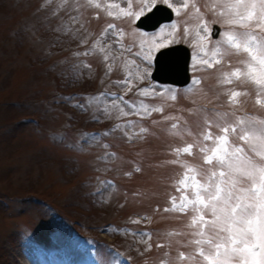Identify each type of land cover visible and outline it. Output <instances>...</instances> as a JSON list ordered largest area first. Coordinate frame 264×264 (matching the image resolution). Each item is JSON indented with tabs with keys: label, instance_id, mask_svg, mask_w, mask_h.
<instances>
[{
	"label": "rangeland",
	"instance_id": "1",
	"mask_svg": "<svg viewBox=\"0 0 264 264\" xmlns=\"http://www.w3.org/2000/svg\"><path fill=\"white\" fill-rule=\"evenodd\" d=\"M128 2L0 0V264H28L25 252L34 251L30 245L43 247L40 241L71 251L75 247L72 226L116 244L137 264H161L165 253H169L170 264H176L173 258L178 251H190L182 246L189 237L167 236L187 231L184 225L189 217L164 209L171 207V196H180L174 184L183 169L171 163L176 159L173 149L186 146L191 137L185 135L181 140L170 135L176 121L164 117H182L181 128L197 132L199 117L192 114L195 109L226 110V106L217 105L215 97L221 92L217 75L229 69L224 64L202 68L194 56L190 74L201 80L194 92L188 91L192 84L187 89L166 92L155 88L140 93V89H147L137 87V73L144 64L137 66L134 59L143 60L147 54L149 44L145 41L153 36L158 42L171 39L167 31L177 23L179 31L172 42H185L198 52L194 34L187 39L183 35L186 20L192 33L195 13L190 5L191 18L184 10L179 16L173 12L171 22L145 32L135 27V17H125L119 9L108 7L109 3H119L134 13L139 10V0H130V9ZM169 2L175 8L180 0ZM96 3L101 7L96 8ZM162 27H166L164 37L159 36ZM216 39L219 36L212 37ZM136 52L141 55L136 56ZM230 59L234 66L236 58ZM129 73L131 85L117 83ZM225 87L244 90L246 86ZM103 89L118 90L125 96L130 93L138 100L129 97L123 103L119 96L104 94ZM64 92L73 93L65 99ZM172 93L177 96L175 101L169 98ZM240 99L248 107L239 114L264 118V108L255 103L254 93ZM142 102L149 109L164 110L142 115ZM20 117L29 119L19 121ZM141 127L149 130L142 134L143 139L135 135ZM86 129L101 134L88 135ZM125 132L134 138L129 139ZM181 159L200 163L195 149L193 156L184 154ZM108 179L117 183L108 184ZM110 221L145 228L151 240L146 236L144 240L151 249L145 250L142 234L98 229V224L103 227ZM83 235L76 234L74 239L85 240ZM158 244L164 247L158 248ZM94 255L99 253L89 256ZM101 256L109 264L111 257L105 252Z\"/></svg>",
	"mask_w": 264,
	"mask_h": 264
},
{
	"label": "snow or ice",
	"instance_id": "2",
	"mask_svg": "<svg viewBox=\"0 0 264 264\" xmlns=\"http://www.w3.org/2000/svg\"><path fill=\"white\" fill-rule=\"evenodd\" d=\"M158 2L166 4L177 16L182 10L186 11L189 18L192 17V12L188 11L191 5L196 23L190 33L186 20L183 35L187 39L194 34L193 43L199 50L197 63L208 69L224 64L229 69L218 73L217 85L221 92L215 97H226V110L195 109L192 114L199 117L197 132L193 133L187 126L181 128L182 117H164L165 120L176 121L171 124L170 135L181 140L185 135L191 137L186 146L173 149L176 159L171 161L183 169L174 184L180 196H171V207L164 211L187 215L189 220L184 225L187 231L169 232L167 236L189 237L182 246L190 249L187 253L178 251L173 259L176 264H264V118L239 114L242 111L240 97H248L251 93L255 94V103L264 108V0H180L175 8L169 0H139L140 7L135 13L119 3H109L108 7L119 9L125 17L139 19ZM91 3L92 0H87V4ZM95 7L100 8L101 5L96 3ZM131 7L129 0L128 8ZM108 15L112 16L113 12L109 11ZM216 25L221 29L219 32H214ZM113 27L109 25V28ZM166 27L160 29V37L165 36ZM170 27L172 31H167V37L171 39L158 42L153 36L150 41H145L149 47L147 54L142 56L143 60L150 64L151 53L172 42L179 28L177 23ZM214 34L219 39L213 41ZM135 55L140 56L141 53L136 52ZM233 57L236 58L234 66L230 59ZM104 59L107 60L108 56ZM148 75L149 69L144 68L137 73V78L142 81ZM117 83L131 85V73ZM200 83V78H193V88L188 91L194 92ZM233 84L250 86V90L248 87L244 90L225 87ZM139 91L145 93L149 90ZM169 98L175 101L177 96L172 93ZM76 107L83 108L84 105L77 104ZM163 110V107L149 109L141 103L142 115L150 116L152 112ZM120 111L128 115L122 109ZM184 123L187 125L186 121ZM148 131L141 127L135 135L143 139L142 134ZM124 135L134 138L128 132ZM193 149L200 163L181 159L184 154L193 156ZM145 236L151 240V234L141 235L148 251L151 244L144 240ZM157 247L164 245L158 244ZM165 257L161 264H170L169 253H165Z\"/></svg>",
	"mask_w": 264,
	"mask_h": 264
},
{
	"label": "water",
	"instance_id": "3",
	"mask_svg": "<svg viewBox=\"0 0 264 264\" xmlns=\"http://www.w3.org/2000/svg\"><path fill=\"white\" fill-rule=\"evenodd\" d=\"M160 18H156L155 19V22L158 21ZM185 60H186V55L183 56V59L181 60V65L182 66V71H184V66H185ZM180 72V71H179ZM162 79H169V80H172V81H176V82H181L180 80L178 79H175L173 77H170V76H164V77H160Z\"/></svg>",
	"mask_w": 264,
	"mask_h": 264
}]
</instances>
